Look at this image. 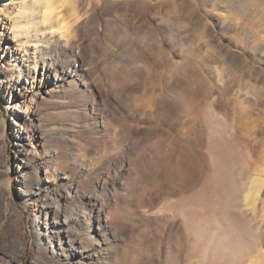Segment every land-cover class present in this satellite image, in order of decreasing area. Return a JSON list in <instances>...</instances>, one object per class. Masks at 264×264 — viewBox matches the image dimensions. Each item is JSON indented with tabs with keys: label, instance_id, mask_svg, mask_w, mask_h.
<instances>
[{
	"label": "rangeland",
	"instance_id": "1",
	"mask_svg": "<svg viewBox=\"0 0 264 264\" xmlns=\"http://www.w3.org/2000/svg\"><path fill=\"white\" fill-rule=\"evenodd\" d=\"M5 2L0 1V10L5 7ZM96 2L79 0L81 8L85 9ZM125 2L132 4L125 6ZM10 3L11 0H8L9 8ZM99 4L103 18L92 22L83 32L86 56L82 60L85 69H93L86 80L99 83L106 92L94 84L91 94L80 84L77 88L71 86L64 93L56 94L50 103L42 102L38 94L30 105L32 91H29L25 92L26 105L31 106L33 111L38 108L42 126L48 135L64 133L60 131L64 122L80 126L76 128L82 132L79 136L64 133L68 144L51 147L53 151L61 150L68 157L75 156V145L81 143L88 147V143L98 139L101 126L94 121L86 127L81 125L85 124L82 121H66L62 118L63 113L67 109H87L88 113H96L108 95L113 102H117L116 108H123L122 117L116 121L117 124L114 122L115 128L128 131L138 127L140 130L134 140H137L138 148L147 154V159L140 160L141 171L155 170L152 144H169L174 139L177 149L176 159L166 157V185L161 190L153 189L152 178H149L147 183L150 185L146 184L141 191L138 186L129 184L126 168H116L111 164L108 168L110 178L114 180L119 175L120 179L114 182L124 184L119 186V193L134 197L131 196L133 200L128 209L132 211L142 201L143 209L154 220L150 219L151 222L142 226L135 223L136 230L123 235L118 244L104 242L101 247L95 245L90 251H101L104 257L116 254L122 258L127 255L124 248L135 247L132 240L141 238L153 250H160L162 264H167L168 258L172 264H252L255 260H258L256 264H264V248L261 249V246L264 247V0H100ZM117 17L127 22L120 25L121 29H113L118 24ZM4 28L0 20V32ZM2 38L0 36V63L3 52L7 50V38ZM142 47L148 51L144 56H138ZM68 53L56 52L55 48L52 54L64 62L72 60V54ZM167 56L172 57L179 68L176 91L181 94L187 84L191 86L187 94L189 103L179 107V111L174 110L173 115L168 112L170 106H161L160 112L154 111L156 114L152 113L149 121L139 108L146 106L152 110L157 96L167 91L163 77L168 74V66L173 68L166 60ZM9 60L10 64H4L3 69L6 77L12 79L15 62L10 57ZM144 71H149L153 77L147 81ZM125 72L129 77L126 78ZM155 73L159 74L157 79ZM168 93L173 95L170 91ZM10 98L9 91L0 90V203L13 202L18 207L26 220L28 243L25 254L21 256L18 239L5 242L3 236L7 230L0 220V264H80L81 261L92 264L91 260L87 263L80 256L68 263L62 251H55L53 257L51 249L47 250V256L53 257V260L48 261L35 251V225L30 210H37L42 201L26 198L36 202L37 207L31 209V205L24 206L22 192L25 178L19 172L17 163L21 149L30 151L34 146L36 152H41L42 143L37 139L27 140L24 146L19 143L17 130L23 124L19 117L24 116L26 105H20V112L16 114L14 109L9 108ZM77 100L83 101L80 106L74 105ZM38 124L35 120L29 129H37ZM56 127L59 129L52 132ZM187 131L190 133L187 134ZM97 143L96 151L92 148L91 153L82 159L83 168L76 175L85 190L86 182L92 181L93 170L101 167L111 155L102 141ZM188 149L192 157H188ZM190 162L194 163L197 172L192 180L185 178ZM93 165L95 168H92ZM170 172H176L173 190L169 187L172 179ZM68 175L69 172H64L60 179H53L61 193L73 184ZM6 182L9 192L4 195ZM249 188L254 189L255 193L251 191L255 196L247 193ZM168 190H172L171 195L173 192L174 196ZM104 193L99 192L98 197L104 198ZM48 195V203L62 205L65 201L53 188L48 189ZM112 195L110 189L107 197L112 200ZM181 200L186 202L181 204ZM171 219L178 221V227L173 232L167 229L166 233H162L160 225ZM184 223H188L186 228L191 236L188 245L179 239V233L183 232L181 224ZM145 226L147 230L142 228ZM127 257L128 264H158L147 253L138 256L130 252Z\"/></svg>",
	"mask_w": 264,
	"mask_h": 264
},
{
	"label": "bare ground",
	"instance_id": "2",
	"mask_svg": "<svg viewBox=\"0 0 264 264\" xmlns=\"http://www.w3.org/2000/svg\"><path fill=\"white\" fill-rule=\"evenodd\" d=\"M3 1L6 2L4 5L5 7L0 10V20L2 24L5 25V28L0 32V36L7 38V50L3 52L2 62L0 63V90L6 89L10 92L11 98L9 100V108L11 110L14 109L16 114L20 112L18 107H20V105L23 107V105L27 104L25 92L29 91H32L29 97L30 105L31 103L33 104L38 94L41 95L42 102L50 103L53 101V97L56 94L64 93L71 86L77 88L80 84L84 86V89L88 88L86 90L91 94L93 89H95L94 84L99 87L102 92H106L99 83L88 82L86 80L87 77L91 76L93 69H85L82 60L84 56H86V49L84 47L85 42H83L82 39L83 32L92 22H98L103 18L100 15V0H96L97 2L94 6H90L87 9L81 8L79 0H11L10 8L7 7L8 0ZM139 2H141V0H139ZM130 4H132V2H125V6ZM126 24L127 22L124 19L119 20L118 18V24L112 27L113 29H121L120 25ZM55 48L56 52L58 51L59 53H71L72 60L60 62L58 57H53L52 53ZM147 51L145 47L140 48L138 56H144ZM9 57L15 62L12 79L6 77L3 69L4 64H10ZM166 60L173 65V68L168 66V74L165 76L163 75L164 81L166 80L167 91L165 90L163 93L162 91L160 92L162 94L160 97L159 95L157 96L158 99H156V103L152 110L147 109L146 106H141L139 108V111L142 112L144 117L149 119V121H151V114L154 113V111L157 113L160 112L161 106H170L171 108L168 112L173 115L175 112L174 110L179 111V107L182 108L189 103L187 94L191 86L187 84V88H184L185 91L181 92V94H179L178 90L176 91L177 85L175 88V84H177L176 81L180 77L177 75V73H179V68L176 67L172 57L168 58L167 56ZM80 61H82V63H80ZM144 73L146 74L147 81L153 77V74L149 71H144ZM157 73H155L156 79L159 76ZM39 74L41 76H39ZM125 74L126 78L129 77L128 73L125 72ZM38 80L40 81L37 87L36 83ZM159 80L161 81V79ZM184 87H186V85ZM169 91L170 94L172 93L173 95H168ZM111 97L115 98L114 96ZM82 102L77 100L74 105L80 106L79 104ZM116 104L117 102H113L108 95V98L104 100L96 113H88L87 109H78L77 111L67 109L63 113L62 118H65L66 121L70 119L74 122L82 121L85 122L84 125L81 124L84 127L90 125L89 123L93 124L94 121L95 124L101 126L98 131V139H93L91 143H88L90 144L89 146L92 145L90 148L81 143L74 146V151L76 152L74 157L66 156L61 150L53 151L51 147L56 144L60 146L68 144L64 133H70L74 137L79 136L82 132L76 129L80 127L78 124L67 125L68 122H64L61 124L62 126H60V128H62L60 131L64 133L56 132L52 135H48L42 126L37 107L33 111L30 109L31 106L29 107V105H26L25 112H23L24 116L20 115L19 117L23 121V124L17 130L19 143L24 146L29 139H37L42 143L41 152H36L34 146L30 151L26 149L19 150L20 159L19 161L17 160V167L25 178L23 180L24 190L22 192L24 206L27 208L28 205H31L30 208L33 209L34 206L37 207L36 202L42 201L37 210L30 211L35 225L33 230L35 251L39 256L46 258L48 261H52L53 257H55V251L60 250L64 253L66 259H68V263H71V260L77 259L80 256V258L87 263L91 260L90 262L92 264H97V262H100V264H128L127 255L130 254V252L136 253L138 256H142L146 253L147 255L151 254L158 264L164 262L162 261L160 250L158 248L153 250L154 248L152 249L151 246L146 245L141 238V240L137 238L132 240V244H134L135 247L126 246L124 248V253L127 255L122 258L117 257L118 255L116 256V254L112 255V257H104L101 251H90V248L92 249L95 245L101 247L104 242L118 244L123 235L126 233L128 235L129 232L136 230V228H134L135 223L142 226L150 219L154 220L153 217L151 218L152 215L150 216V214L143 209L142 201H139L136 208L132 211L128 209L134 197L132 194L125 196L119 193V186L124 184H122V182L119 184L114 182L120 179L119 175H117L114 180L110 178L111 172H109L108 168L111 164L115 165L116 168H126L127 172L125 174L129 177V184L132 183L138 186L140 190L146 188L144 186L148 184L147 179L149 178H152L151 185L154 187L153 189L158 188L161 190V188L166 185V180L164 178L167 173L165 172L166 157L175 158V151L177 149V143L174 139H172L169 144L162 142L152 144L151 150L154 153L155 170L154 172L141 171L140 160L143 158L147 159V154L146 151L138 148L137 140H134V137L140 134V130L138 127L130 128L128 131L124 129L120 131L115 128L114 122L116 123V121L122 117L121 109H123L118 106V108H116ZM13 120L15 121V119ZM35 120L39 123L37 129H29ZM15 125L17 126V121ZM57 129H59V127L53 128L52 132ZM189 133L190 132L187 131V134ZM97 141H99V143L102 141L104 143L103 147L106 151L108 150L111 152V155L110 158H107L103 162L101 167L93 170V175L90 178L92 181L86 182L85 188H87V190H85L82 185H80V182H78L76 175L83 168L84 164L82 159L91 153L93 150L92 148L96 151L95 147L98 146ZM100 145L101 144H99V146ZM189 151L188 149L186 152L188 157L192 155ZM131 166L132 169L129 170L128 168ZM189 166V169L185 173V178L192 180L197 172L195 171L196 169L193 162H190ZM92 168H95V165H93ZM64 172H69L70 175H68V177L69 179L71 178L73 184L71 187L67 188L65 192L61 193V190L57 189L56 182L54 183L53 179H60V175ZM170 173L172 179L169 183V187L173 190L175 183L173 176L176 172ZM51 188L54 189L55 193L60 194L64 198L65 201L62 205L56 204V202H47L46 198L49 196L48 189ZM250 188L248 191L253 190V193H255L254 189ZM110 189H112L113 192L112 200L107 197ZM171 191H169L170 195ZM248 191L247 193H252V191ZM8 192L9 188L6 182L4 183L3 194L5 195ZM99 192H105L104 198L101 199L98 197ZM166 193L167 191H165V194ZM253 193L252 196L254 195ZM142 195H144V192ZM131 196L133 198H131ZM157 197L158 196H156V198ZM26 198H34L36 202H30L26 200ZM250 200H252V198ZM167 203H169V200L166 204ZM181 204H184V202ZM0 220L2 221V226L7 230V234L3 236L5 242L9 243L15 238L18 239L21 245V256H23L26 252L28 243V231L26 220L22 213L13 202L5 204L0 203ZM231 224L233 223H230V225ZM181 225H183V232H177L178 229L176 232L179 233L181 243L188 245L191 241L190 233L186 228L188 223ZM140 227L138 226L139 229H141ZM160 227L162 233H166L167 229L173 232L178 227V221H172L171 219V221H166L161 224ZM142 228L146 229V226ZM144 231L145 230H143V232ZM254 234L255 233L252 235L253 237ZM258 236L255 237L259 238ZM260 241L261 240L258 242ZM258 242H256V244L259 245ZM252 244L255 245L253 241ZM262 245H264V243ZM263 248L264 247L261 246V249ZM48 249H51L53 252V257L51 258L47 256ZM168 254L170 255L171 252ZM257 256H255V258ZM94 260H96V263ZM251 261L253 260H250V262ZM257 261L258 260L253 261L252 264H256ZM80 264H85V262L81 261ZM167 264H172L170 258H168Z\"/></svg>",
	"mask_w": 264,
	"mask_h": 264
}]
</instances>
